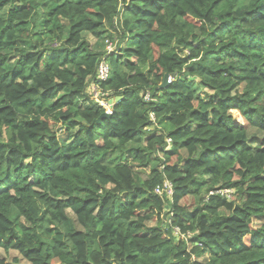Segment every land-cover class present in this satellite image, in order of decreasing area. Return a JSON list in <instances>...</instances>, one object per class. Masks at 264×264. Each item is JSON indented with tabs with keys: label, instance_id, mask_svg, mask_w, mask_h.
Segmentation results:
<instances>
[{
	"label": "trees",
	"instance_id": "1",
	"mask_svg": "<svg viewBox=\"0 0 264 264\" xmlns=\"http://www.w3.org/2000/svg\"><path fill=\"white\" fill-rule=\"evenodd\" d=\"M114 2L0 0V250L28 264H264V0H126L101 13ZM102 57L100 92L120 101L97 124L87 89ZM164 76L175 78L160 89ZM48 101L60 112L44 118ZM113 145L119 198L56 191ZM164 181L171 198L155 193ZM220 190L230 199L208 195Z\"/></svg>",
	"mask_w": 264,
	"mask_h": 264
},
{
	"label": "clouds",
	"instance_id": "2",
	"mask_svg": "<svg viewBox=\"0 0 264 264\" xmlns=\"http://www.w3.org/2000/svg\"><path fill=\"white\" fill-rule=\"evenodd\" d=\"M126 2V0H119V3L114 2L112 5L110 6H105L101 9H99L101 11L102 14H110L112 8H115L116 10V14L119 15L120 13V8L122 7L123 3ZM127 2H130V0H127ZM238 6V5H237ZM83 15H86V13H83ZM234 15H236L234 13ZM81 16H77L75 17V19H81ZM105 27H107V25H105ZM122 30V29H121ZM57 35H60L59 33H57ZM87 33L86 32H82L81 33V37L86 36ZM67 47V46H66ZM188 50L185 49L184 52H180L178 53L179 56H184L187 55ZM202 55V53L200 54ZM200 59V56H197V60ZM180 71H182L183 69H179ZM75 79V77L73 78ZM35 86V85H33ZM114 88H117L116 85L113 86ZM124 87H132L131 84H125ZM118 94V91H117ZM55 99H59V96L55 97ZM83 97H78L76 102L79 103L80 100H82ZM144 99H148V97H144ZM51 104V101H48L47 103H45L42 106L41 111L47 109L48 111L45 114L44 118H48L49 114L51 115H56L57 113L60 112V109H50L49 105ZM33 111H35V109H33ZM71 111H73L74 113V117L79 116L82 121H83V113L82 112H76L75 109H72ZM170 114V113H168ZM233 115L236 118L241 119L242 123H246L245 121H243V119L239 116V113H233ZM211 116V113H210ZM177 124V126L179 125V121L175 122ZM77 128H79L81 130V133H83V124L78 125ZM77 128L72 129V132L75 133ZM255 131V129H251L249 131V134H251V132ZM211 132L208 129H205V132L203 133H197V135H200L202 138H204L205 140H207L208 135H210ZM264 134V133H262ZM81 139H86V137H84L81 134ZM167 147H171V141L168 140L166 142ZM110 156L109 158H106L104 161L100 162V163H96L95 161H93L91 163L90 167L85 168L83 171H79V170H73V172L71 173H65L62 174V179L61 181L57 184L56 187V191L58 192H63L66 194V197L68 195H76L78 194L76 192L77 188H88L91 189V191L93 193L97 194V198L99 199V197H102L103 195L110 194L113 196V198H119L122 195V189L123 190H127L124 189V186L122 183H120L119 181H114L111 177H114L118 171L120 170H116V164L117 163H121L122 161H115V163H109L110 160L114 159L113 156V152L115 156H119L120 155V151L119 150H115V146H111L108 149ZM240 177L238 176H234L231 177L230 179H239ZM222 183L224 181H221ZM139 210V209H137ZM221 214H223L224 210L220 209ZM138 223L140 222L139 220L137 221ZM70 251V250H68ZM88 251H91L90 249ZM75 258V257H73ZM85 259L89 260V264H93L92 259L88 256L85 255L84 257Z\"/></svg>",
	"mask_w": 264,
	"mask_h": 264
},
{
	"label": "built area",
	"instance_id": "3",
	"mask_svg": "<svg viewBox=\"0 0 264 264\" xmlns=\"http://www.w3.org/2000/svg\"><path fill=\"white\" fill-rule=\"evenodd\" d=\"M118 23V20L115 21V24ZM106 53L111 54L114 49L112 48V44L109 42H106ZM110 77V68L109 65L106 61L105 57H102L100 62L97 65L96 68V81L97 84L92 83L88 89H87V94L89 97H91L94 101L95 104H97L99 107H101L104 110V113L111 115L112 114V108L113 105L115 104L114 100H109L107 101L105 98V95L100 92L98 84H101L103 82H106ZM174 78L168 77V84L171 83V81ZM148 97V99H144V97ZM142 98L145 102H153L154 99L152 98L151 94L149 92L144 93L142 95ZM149 121L151 122V126L147 128L148 130H152L156 126V119L153 113H149ZM168 141V140H167ZM155 193L158 195H162L166 198H171L173 195V187L172 184L168 181H164L162 185L157 186L155 189ZM214 194H220V195H225L228 199H230L231 191L227 190H220V191H212L208 195H214ZM174 234L179 235V230L177 228H174Z\"/></svg>",
	"mask_w": 264,
	"mask_h": 264
},
{
	"label": "rangeland",
	"instance_id": "4",
	"mask_svg": "<svg viewBox=\"0 0 264 264\" xmlns=\"http://www.w3.org/2000/svg\"><path fill=\"white\" fill-rule=\"evenodd\" d=\"M91 44L94 43V40L89 36H84ZM106 44V43H105ZM104 44V50L107 45ZM112 48L116 49V44H118L116 41L111 42ZM203 95V93H201ZM252 146V144H250ZM0 258L4 259L9 264H28L25 260L22 259V257L15 251H10L8 253H4L3 250H0Z\"/></svg>",
	"mask_w": 264,
	"mask_h": 264
},
{
	"label": "water",
	"instance_id": "5",
	"mask_svg": "<svg viewBox=\"0 0 264 264\" xmlns=\"http://www.w3.org/2000/svg\"><path fill=\"white\" fill-rule=\"evenodd\" d=\"M171 77H172V78H175V76H171ZM167 80H168V76H164V79H163V82H162V84H161V86H160V89H164V88H167V87H168V82H167ZM119 101H120L119 98H117V99L114 100L115 103H117V102H119ZM110 116H111V115H108V114H106V113H103V114L99 117V119L96 120V123H97V124H100L102 120L107 119V118H109Z\"/></svg>",
	"mask_w": 264,
	"mask_h": 264
}]
</instances>
